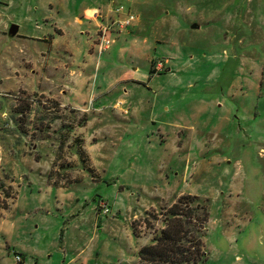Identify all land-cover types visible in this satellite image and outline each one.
<instances>
[{"label": "rangeland", "instance_id": "1", "mask_svg": "<svg viewBox=\"0 0 264 264\" xmlns=\"http://www.w3.org/2000/svg\"><path fill=\"white\" fill-rule=\"evenodd\" d=\"M0 158V264H140L186 195L206 264H264V0H0Z\"/></svg>", "mask_w": 264, "mask_h": 264}, {"label": "trees", "instance_id": "2", "mask_svg": "<svg viewBox=\"0 0 264 264\" xmlns=\"http://www.w3.org/2000/svg\"><path fill=\"white\" fill-rule=\"evenodd\" d=\"M146 220L148 231H154L155 222L163 229L152 233V244L141 247L137 256L140 264H206L208 255L204 243L209 222L208 206L196 196L180 197L169 209L162 210ZM160 218L162 220H160ZM134 237L140 239L137 221L132 224Z\"/></svg>", "mask_w": 264, "mask_h": 264}, {"label": "built area", "instance_id": "3", "mask_svg": "<svg viewBox=\"0 0 264 264\" xmlns=\"http://www.w3.org/2000/svg\"><path fill=\"white\" fill-rule=\"evenodd\" d=\"M115 13L118 14L119 16H124L123 19L115 22V25L118 27V29L120 31H126L127 29H129L131 26H133L135 23L138 22L139 20V16L133 14L130 11H127L123 6H119L117 7L115 10ZM99 17H101V14L98 12H95L93 14H91V18L94 20H98ZM112 30L110 28V26H100L99 27V49L101 52L109 49L110 45L112 44V41L109 40L108 35H109V31ZM1 161V158H0ZM99 210H100V214L99 215H105L107 216L110 213V210L108 208V205L105 202H101L99 204ZM16 263L17 264H21L22 263V259L20 256H16Z\"/></svg>", "mask_w": 264, "mask_h": 264}, {"label": "crops", "instance_id": "4", "mask_svg": "<svg viewBox=\"0 0 264 264\" xmlns=\"http://www.w3.org/2000/svg\"><path fill=\"white\" fill-rule=\"evenodd\" d=\"M59 31H61V30H59ZM96 80H97V78H96ZM89 239H90L89 242H91L95 239V236L93 235ZM18 254H20L22 259H23L22 264H27V258L25 257L26 255L23 253H18ZM40 255H41L40 252L34 253V257H38ZM94 262H95V259L93 256V252L91 254H86V252L84 250V251H80L76 256H73L68 264H94Z\"/></svg>", "mask_w": 264, "mask_h": 264}, {"label": "water", "instance_id": "5", "mask_svg": "<svg viewBox=\"0 0 264 264\" xmlns=\"http://www.w3.org/2000/svg\"><path fill=\"white\" fill-rule=\"evenodd\" d=\"M193 29H198L199 27L198 26H193L192 27ZM18 26H13L12 28H11V30H10V36L11 37H15L17 34H18Z\"/></svg>", "mask_w": 264, "mask_h": 264}]
</instances>
